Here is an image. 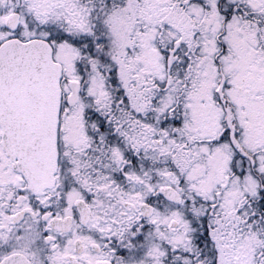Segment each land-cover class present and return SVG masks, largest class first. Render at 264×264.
I'll use <instances>...</instances> for the list:
<instances>
[{"label":"snow or ice","instance_id":"6c2138e0","mask_svg":"<svg viewBox=\"0 0 264 264\" xmlns=\"http://www.w3.org/2000/svg\"><path fill=\"white\" fill-rule=\"evenodd\" d=\"M0 264H264V0H0Z\"/></svg>","mask_w":264,"mask_h":264}]
</instances>
